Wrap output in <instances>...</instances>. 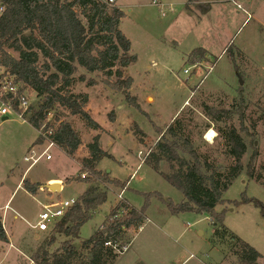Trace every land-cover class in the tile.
Wrapping results in <instances>:
<instances>
[{"label":"rangeland","instance_id":"obj_1","mask_svg":"<svg viewBox=\"0 0 264 264\" xmlns=\"http://www.w3.org/2000/svg\"><path fill=\"white\" fill-rule=\"evenodd\" d=\"M199 1L211 2L115 1L113 6L126 14L120 29L131 41V54L136 57L124 72L133 80L130 92L139 108L130 106L121 92L107 87L102 73L78 68L68 88L88 95L87 110L95 125L60 105L43 122L54 125L57 113L72 125L83 139L74 159L57 146L35 145L43 128L35 129L18 111L12 109L6 119L0 118V216L10 240L0 242V264H33L31 257L50 238L51 230L32 228L47 203L78 199L89 188H96L93 196L106 193V200L81 227L80 240L89 239L103 223L123 187L80 179L83 173L90 177L84 164L96 148L110 154L99 160L96 168L110 179L127 183L123 198L135 208L145 206L147 220L141 225L142 232L135 234L134 227L127 231L129 244L124 252L133 248L156 253L165 264H181L187 259L184 264H242L234 255L230 236L212 234L214 224L207 215L170 214L166 201L179 203L183 195L144 162L177 117H184L189 124L198 151L209 152L222 168L233 159L225 154L218 129L234 127L244 139V171L224 192L225 202L216 210L223 211L228 230L262 255L256 263L264 264V0ZM154 2L164 6L165 16ZM197 49L205 54L190 58ZM91 79L93 85H89ZM25 93L29 108L37 109L40 98L34 92ZM208 110L213 119L206 115ZM210 131L214 136L207 140ZM32 151L42 157L30 167L31 162L24 158ZM248 165L262 175L261 182L250 178ZM161 170L168 172V163L162 162ZM25 179L41 185L37 194L21 185ZM52 184H60V190L50 191ZM154 192L162 199L151 194ZM144 194L152 196L148 203ZM243 194L260 206L231 203L240 201ZM6 203L8 209L2 210ZM63 240L58 237L51 250Z\"/></svg>","mask_w":264,"mask_h":264},{"label":"trees","instance_id":"obj_2","mask_svg":"<svg viewBox=\"0 0 264 264\" xmlns=\"http://www.w3.org/2000/svg\"><path fill=\"white\" fill-rule=\"evenodd\" d=\"M0 3L5 7L0 16V77L12 78L20 86V92L31 91L40 98L37 109L29 108L24 113L35 129H42L46 112L55 110L56 105L95 125L87 110L88 95L73 93L68 88L76 79L74 75L78 68L89 73H102L107 87L121 92L130 106L139 108L130 92L133 80L124 72L136 57L131 54V41L120 29L126 14L119 7L106 0H0ZM204 54V50L197 49L190 58ZM93 84L91 79L89 85ZM12 105L21 113L17 99ZM206 115L214 118L211 110L206 111ZM54 121V125H45L35 145L53 142L74 159L83 146V139L69 122L60 119L59 114H55ZM218 133L224 140L225 154L233 159L228 167L219 166L209 152L198 151L184 117H177L167 126L144 162L182 193L183 199L179 203L166 201L171 215L183 212L207 215L214 224L215 236H230L234 255L242 264H257L262 255L228 230L223 223V211L216 210L218 204L225 202L224 192L244 171L242 157L246 152L245 141L234 127L218 129ZM106 156L110 154L101 148L93 150L84 164L90 177L80 179L113 184L124 190L127 183L110 179L96 168L97 162ZM162 162L168 163V172L161 170ZM247 172L256 181L263 179L250 165ZM22 185L33 195L41 188L40 184L26 179ZM95 189L89 188L50 229L49 240L31 257L35 264H115L121 253L106 243L127 246V231L141 227L147 220L145 206L137 209L126 199H119L92 236L80 240L81 227L106 200V193L93 196ZM151 194L162 199L158 192ZM144 196L148 203L152 196ZM248 202L260 206V202L244 194L240 201L231 203ZM58 237L64 240L52 251ZM0 242L8 243L1 216ZM77 242L79 247H76Z\"/></svg>","mask_w":264,"mask_h":264},{"label":"built area","instance_id":"obj_3","mask_svg":"<svg viewBox=\"0 0 264 264\" xmlns=\"http://www.w3.org/2000/svg\"><path fill=\"white\" fill-rule=\"evenodd\" d=\"M110 5H113L116 0H106ZM156 5H159V10L162 16L166 15V12L163 11V5L159 2H154ZM5 11V7L2 3H0V16ZM184 73H188V70H184ZM7 98V99H4ZM15 99L19 102V108L21 109V115L24 117V113L29 108V99L26 93L20 92V86L14 82L12 78H8L7 76L0 77V118H7L11 113L13 105L12 101ZM15 110V109H14ZM23 111V112H22ZM51 115L50 112H47L45 115V119L47 120L48 117ZM43 124V129L45 125ZM42 129V130H43ZM43 134V133H41ZM49 146H55L53 142H47ZM149 155V154H148ZM42 157V154L36 156V153L32 151V154L28 157L24 158L25 162H31L30 167L36 164L39 159ZM49 156H47V159ZM82 178H86V175L83 173L81 174ZM132 178V177H131ZM124 190H122L118 198L123 199ZM76 199L72 198L68 201H64L63 203L59 204H48L43 207V210L38 215V221L32 228L39 230L40 232H47L50 231L52 227L55 226L56 222H58L66 213V211L72 207L76 203ZM136 233L140 231V227L135 228ZM106 245L112 246L114 250L118 251L119 253L124 252L126 249L125 247H119L117 244H112L111 242L106 243Z\"/></svg>","mask_w":264,"mask_h":264},{"label":"crops","instance_id":"obj_4","mask_svg":"<svg viewBox=\"0 0 264 264\" xmlns=\"http://www.w3.org/2000/svg\"><path fill=\"white\" fill-rule=\"evenodd\" d=\"M192 1V0H191ZM209 2H211V1H199L198 0V2H197V4H209ZM195 2H193V4H194ZM208 6V5H207ZM3 120L4 119H6V118H2ZM133 177V176H132ZM24 181V180H23ZM23 181H21V185H22V183H23ZM54 183H56V182H58L57 180H54L53 181ZM60 185V184H59ZM23 186V185H22ZM60 188H61V185H60ZM60 190V189H59ZM58 190V191H59ZM86 193V192H85ZM82 196H84V195H82ZM81 196V197H82ZM80 197V198H81ZM79 199V198H78ZM125 199V198H124ZM77 200V199H76ZM118 200H119V198H118ZM128 201V200H127ZM129 202V201H128ZM117 203V202H116ZM130 203V202H129ZM8 204L9 203H6L1 209L2 210H7L8 209ZM48 204H54V203H47V204H45V205H48ZM131 204V203H130ZM44 205V206H45ZM132 205V204H131ZM43 206V207H44ZM115 206V205H114ZM133 206V205H132ZM43 207H42V209H43ZM134 207V206H133ZM2 218V217H1ZM2 223H3V221H2ZM3 228H4V226H3ZM4 230H5V228H4ZM37 230V229H36ZM214 230L215 229H213V232H212V234L214 233ZM5 232H6V230H5ZM141 232H142V227H140V231L139 232H137L136 233V229H134V233L135 234H141ZM127 234H128V232H127ZM6 235H7V237H8V243H9V236H8V234H7V232H6ZM38 237H39V235L38 234H35L34 235V238L35 239H38ZM127 238V237H126ZM129 238V237H128ZM127 238V239H128ZM129 244V243H128ZM127 244V245H128ZM1 247V246H0ZM182 248V247H181ZM31 260V259H30ZM188 260V259H187ZM186 260V261H187ZM185 261V262H186ZM31 262L33 263V264H35L32 260H31ZM185 262H183V263H181V264H184ZM165 264V263H167V261H165V262H163L162 260H161V256L160 255H158V254H156V253H148V252H138V251H135L133 248L131 249L130 248V250H128V251H126V252H124V253H122V254H120V256L118 257V259H117V261L115 262V264Z\"/></svg>","mask_w":264,"mask_h":264},{"label":"water","instance_id":"obj_5","mask_svg":"<svg viewBox=\"0 0 264 264\" xmlns=\"http://www.w3.org/2000/svg\"><path fill=\"white\" fill-rule=\"evenodd\" d=\"M48 189L52 192H56L60 189V185L59 184H52L50 186H48ZM79 245L76 244V247H78Z\"/></svg>","mask_w":264,"mask_h":264},{"label":"bare ground","instance_id":"obj_6","mask_svg":"<svg viewBox=\"0 0 264 264\" xmlns=\"http://www.w3.org/2000/svg\"><path fill=\"white\" fill-rule=\"evenodd\" d=\"M214 136V132L213 131H210L207 136H206V139L207 140H211V138Z\"/></svg>","mask_w":264,"mask_h":264}]
</instances>
